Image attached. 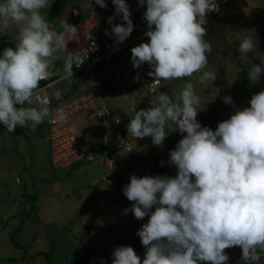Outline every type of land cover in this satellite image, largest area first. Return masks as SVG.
I'll return each instance as SVG.
<instances>
[{
    "label": "clouds",
    "instance_id": "9594fccd",
    "mask_svg": "<svg viewBox=\"0 0 264 264\" xmlns=\"http://www.w3.org/2000/svg\"><path fill=\"white\" fill-rule=\"evenodd\" d=\"M137 2L146 4L148 42L131 48L133 67L147 63L152 68L149 75L157 82L190 79L199 73L198 82L210 89L214 100L220 91L214 86L218 72L206 70L212 45L205 40V25L207 14L218 10L216 0ZM95 4L107 7L105 0ZM112 4L115 13L108 23L111 34L122 43L134 29L131 12L125 0H112ZM49 6V0H0V36L12 24L20 26L15 47H6L0 54V124L9 133L18 126L35 131L50 117L47 89L58 82L53 80L58 58L64 64L61 80L72 79L73 66L85 61L79 51L67 50L70 41L79 39L77 26L61 19L62 31L54 30L41 14ZM84 8L94 16L91 0H84ZM115 16H121L124 24L112 25ZM257 48V41L244 37L239 43L240 59ZM259 59V64L249 67L250 82H259L264 75V55ZM41 81L52 83L42 88ZM154 93L156 104L134 109L127 131L132 138L150 137L155 146H161L170 131L182 134L169 152L177 174L130 176L123 195L132 204L124 213L131 211L138 220L148 217L136 233L146 251L141 260L132 247L118 246L112 264H227L225 250L236 246L245 264H260L264 256V90L252 95L250 106L236 108L214 131L196 119L203 107L193 83H185L175 98ZM52 95L59 100L61 93ZM223 102L234 104L230 96H224Z\"/></svg>",
    "mask_w": 264,
    "mask_h": 264
},
{
    "label": "rangeland",
    "instance_id": "374dc122",
    "mask_svg": "<svg viewBox=\"0 0 264 264\" xmlns=\"http://www.w3.org/2000/svg\"><path fill=\"white\" fill-rule=\"evenodd\" d=\"M63 3L56 23L86 11L83 0ZM105 3L108 18L113 17L112 0ZM130 18L134 29L127 39L141 29L133 12ZM115 24H124L121 16L112 19V25ZM19 27L12 24L0 36L5 47H15ZM205 27V40L212 45L206 70L218 72L214 86L220 91L214 100L210 89L198 82L199 73L190 79L163 81L158 90L144 91L135 77L122 72L125 58L120 56L114 64L100 67L90 76L77 74L54 86L66 97L94 87L108 108L109 115L103 122L93 117L76 124L87 151L84 160L55 171L49 162L44 122L35 131L18 126L13 133L0 124V264H112L116 247L130 246L135 251L139 240L129 231L133 214L124 213L132 202L123 195V188L132 174L143 177L155 172L176 176V167L169 163V152L175 149L182 134L170 131L161 146L153 145L150 137L132 138L127 125L135 115L134 109L146 110L155 105L154 92L175 98L183 85L191 82L203 107L197 121L204 127L217 126L236 108L250 106L252 95L264 90V75L259 82L243 83L236 78L238 60L249 71L250 65L259 64V56L264 55V0H229L220 12L206 19ZM244 37H252L258 48L240 59L239 43ZM142 42H148V38L138 40L136 45ZM126 52L131 58V51ZM62 67L63 59L58 58L53 70L60 75ZM224 96H230L234 104H225ZM97 108L84 110L74 118L91 115ZM101 126L102 143L95 146ZM112 130L115 140L122 143L119 152L106 148ZM225 252L229 256L227 264H245L238 246ZM260 264H264V256Z\"/></svg>",
    "mask_w": 264,
    "mask_h": 264
},
{
    "label": "built area",
    "instance_id": "2783aa9c",
    "mask_svg": "<svg viewBox=\"0 0 264 264\" xmlns=\"http://www.w3.org/2000/svg\"><path fill=\"white\" fill-rule=\"evenodd\" d=\"M226 1L228 0H216L218 10L209 12L206 19L217 14ZM91 2L92 8L94 9V16H92L90 12L83 20L70 23L77 26L79 39L70 41L67 44V50L79 51L80 55L85 58L84 63L80 67L73 66V76L77 74L90 76V73L92 75L100 67L114 64V61L116 62L120 56H123L125 59L122 60V72L125 75H130L133 78L135 77L144 91L158 90L163 81L157 82L149 75L152 71L151 66L145 63L138 68H134L131 58H129L126 52L127 50H131L132 47L137 46L136 42L138 40L146 37L145 32L148 30L147 22L144 19L146 4L139 6L137 0H125L130 12L134 13L141 29L135 35H132L131 38L121 43L117 41L114 34H111V26L108 23L109 16H107L106 11L96 9L95 0H91ZM106 30L109 33L108 35L105 34ZM89 35L92 37L91 40L89 39ZM62 71L64 72V64ZM61 75H63V73L55 76L53 80L58 82L62 81L60 79ZM50 83H52V81H41L40 85L44 88ZM47 92L51 100L49 106L51 115L49 118L45 119L49 162L55 171H59L71 167L88 157L87 151L79 138L76 129L77 123L74 121V116L84 110H93L95 106H98V108L85 119L89 120L93 117H97L104 121L109 115V111L94 87L91 90L72 97H66L62 94L59 100L52 95V93L55 92L54 87L48 88ZM216 127L217 126H208V128L213 131ZM125 149L129 150V147L126 146ZM121 150L122 147L116 151L119 152Z\"/></svg>",
    "mask_w": 264,
    "mask_h": 264
},
{
    "label": "trees",
    "instance_id": "16d2710c",
    "mask_svg": "<svg viewBox=\"0 0 264 264\" xmlns=\"http://www.w3.org/2000/svg\"><path fill=\"white\" fill-rule=\"evenodd\" d=\"M228 1H226L225 4ZM223 7H224V5H223ZM95 8L96 9L105 10L106 11V14H109L108 11L106 10V7L105 8H101V7H99V5H96ZM63 9H64L63 0H57L55 3H53L52 5H50L48 8L41 9V14L44 15L45 19L49 22V24L53 27V29L56 30V31H58V32L61 31L62 29L60 27V24L59 23H56V21H57L58 15L63 11ZM88 13H90V11L89 10H86L85 13L80 14L77 17H69L66 20H67V22L69 24L70 23H76V22H79V21L83 20L88 15ZM0 47L2 48V52L6 48L5 45L2 43L1 40H0ZM236 64L238 66V71L236 72V78H237V80L239 82H243V83L250 82L247 79V77H248V71L246 70V65L241 60H238ZM44 123H45V121H44ZM106 148H108V147L106 146ZM200 264H201V262H200Z\"/></svg>",
    "mask_w": 264,
    "mask_h": 264
},
{
    "label": "crops",
    "instance_id": "0c3cea01",
    "mask_svg": "<svg viewBox=\"0 0 264 264\" xmlns=\"http://www.w3.org/2000/svg\"><path fill=\"white\" fill-rule=\"evenodd\" d=\"M37 106H38V105H37ZM79 114H81V113H79ZM87 116H89V115H87ZM87 116L82 115V117H78V118H76V120H75V118H74V120H75V122H76L77 124H80V123H82V122H84V121L87 120V119H85ZM102 122H103V121H102ZM45 127H46V122H45ZM101 128H102V129H101V130H102V132H101V136H100L99 141L95 143V146H97L98 144H101V143H102V139H101V138H102V134H103V128H104V126H101ZM46 136H47V129H46ZM47 141H48V137H47ZM47 145H48V144H47ZM95 146H93V147H95ZM149 175L155 176V175H158V174L155 173V172H153V173H151V174H149ZM172 177H175V176H172ZM153 210H154V209H153ZM147 219H148V217L146 216L143 220H138V219H136V218L134 217V215H133L132 218H131V220H130V223H129V231H130V233H131L132 235H134V236L139 240V245L136 247V249H135V253L141 258V260H143V258H144V254H145L146 249H145V247L141 244V242H140V238H139V236H138L136 233H137V230L141 228L142 224H144V223L147 222ZM201 264H205V262H201Z\"/></svg>",
    "mask_w": 264,
    "mask_h": 264
},
{
    "label": "water",
    "instance_id": "95a60500",
    "mask_svg": "<svg viewBox=\"0 0 264 264\" xmlns=\"http://www.w3.org/2000/svg\"><path fill=\"white\" fill-rule=\"evenodd\" d=\"M114 134L115 132L112 130L107 140V146L111 151H116L122 147V143L115 140Z\"/></svg>",
    "mask_w": 264,
    "mask_h": 264
}]
</instances>
